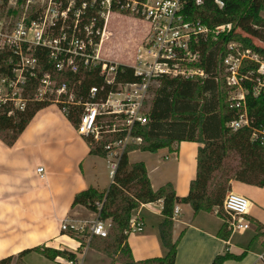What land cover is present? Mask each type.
<instances>
[{"label":"trees","instance_id":"1","mask_svg":"<svg viewBox=\"0 0 264 264\" xmlns=\"http://www.w3.org/2000/svg\"><path fill=\"white\" fill-rule=\"evenodd\" d=\"M22 1V0H19ZM83 0H76L69 11V22L66 31L71 34L74 25V12ZM220 7L215 0H204L203 4H191L190 15L201 19L203 23L214 27L224 23H233V30L222 34L217 41L209 39L200 43L202 60L196 64L206 72L205 78L162 77L154 91L146 124H137L134 135L141 136L139 144H130L122 154L110 186L98 189L90 186L78 192L73 200L72 208L84 206L97 212L100 219H110L112 225L107 237L92 235L89 245L107 255L116 258L123 264H176L178 246L182 234L174 240V209L177 203H188L195 213L213 212L224 219L218 236L228 240L232 231L228 228L226 214L223 210L224 200L232 189L231 181L236 180L250 185L264 187V144L251 139V129L234 130L228 123L236 117L235 109L230 107L228 89L225 79L218 68L228 53L227 44L238 41L246 48H252L264 55V46L256 44L254 38L264 40V0H222ZM99 11V6L88 3L84 21H88ZM31 18L34 17L32 14ZM101 25V24H100ZM96 24L94 27H96ZM58 30L55 31L57 33ZM99 37H94V44ZM95 49V46L89 48ZM40 67L37 76H29L23 85V97L26 99L23 109L16 108L8 101L0 103V139L9 146L14 145L34 115L42 108L52 104L47 100L35 99L40 78L44 72L50 71L58 80L69 83L77 82L76 96L87 99L91 86H103L105 79L99 74L100 65H82L76 73L58 72L54 69L47 48L39 47L35 51ZM11 60V62H10ZM18 57L11 51L0 50V72L6 76L13 75ZM252 66H255L252 64ZM246 67H244L245 69ZM134 68L126 64H118L116 84L138 81ZM248 87L249 85L246 84ZM117 86L107 85L106 89L115 90ZM247 104L254 126L264 123V96L254 97L249 91ZM82 106L69 105L67 118L77 127ZM12 111V113H10ZM118 133L106 134L99 141L92 136L85 137L90 146V154L106 157L105 145L117 140ZM194 141L201 145L197 156V174L190 183L186 196L180 197L172 183H166L153 189L144 161L131 162L129 153L133 150L156 152L162 148L172 149L175 143ZM238 157V167L229 161ZM163 200V220L159 224V234L167 253L162 257H150L143 260L134 258L129 244V229L135 211L144 203ZM102 202L101 209L96 203ZM257 232L253 240L264 236V223L255 220ZM78 238L85 245L88 229L67 232ZM252 240V241H253ZM37 252L56 260L57 256L75 259L76 256L66 250L37 245L20 251L16 256L10 255L0 259V264H26L25 256ZM246 255L235 254L226 249L217 254L211 264H224L230 259L240 260Z\"/></svg>","mask_w":264,"mask_h":264},{"label":"built area","instance_id":"2","mask_svg":"<svg viewBox=\"0 0 264 264\" xmlns=\"http://www.w3.org/2000/svg\"><path fill=\"white\" fill-rule=\"evenodd\" d=\"M75 2L76 0H46L45 9L39 15L30 19L22 18L9 33L0 30V50H10L18 57L12 69L13 75L6 76V79L11 85L20 81L25 84L29 76H37L40 64L35 51L39 47L49 50L50 60L58 72L76 73L82 65H100L99 74L104 77L105 84L101 87L91 86L86 100L76 96L77 82L60 81L50 71L42 74L35 99L56 104L64 114L68 112L69 105L82 106L76 127L81 136H92L99 141L106 134H120L117 140L105 145L106 159L113 179L118 162L127 147L143 141L141 136L134 135V129L137 124L144 125L148 121V100L154 81L165 76L205 78L207 75L204 69L196 65L202 60L200 43L209 39L217 41L222 34L230 33L234 26L229 22L210 27L201 19L192 18L189 7L192 3L203 4L204 0H83L74 12V25L69 34L66 31L69 11ZM89 2L99 6V11L86 22L84 18ZM215 2L220 7L224 6L222 0ZM111 13L131 15L149 22L150 29L144 44L137 50L134 62L130 65L140 78L138 81L116 84L118 63L99 55V45L105 36L107 19ZM96 24L98 26L95 29ZM94 37H99L98 43L94 44ZM92 46L95 49L89 51ZM227 50L218 70L225 79L230 107L236 111V117L228 125L234 130L250 128L251 139L264 144V123L258 127L253 125L246 97L249 91L254 97L264 96V55L244 47L238 41H230ZM107 85H115L117 88L108 91ZM21 98L26 101L23 96ZM14 99L0 98V103L13 101L16 107ZM23 104L20 109L25 107ZM43 171L44 168L40 166L38 173L41 176ZM250 206L251 201L246 195L233 191L226 194L223 210L232 232H244L251 227L247 217ZM96 207L101 209L102 202H97ZM179 211V207L175 206L174 220L178 219ZM94 213L96 218L85 221L82 225L69 218L62 221L61 232L76 242L75 245L61 242L62 247L76 258L57 256L59 263L81 264L80 260L90 246L91 236H108L111 220L100 219L98 213ZM84 229H88L90 234L86 237L85 245L67 233ZM142 229V223L133 218L129 232ZM260 259L264 261V251L260 254Z\"/></svg>","mask_w":264,"mask_h":264},{"label":"crops","instance_id":"3","mask_svg":"<svg viewBox=\"0 0 264 264\" xmlns=\"http://www.w3.org/2000/svg\"><path fill=\"white\" fill-rule=\"evenodd\" d=\"M149 29V22L144 19L111 13L98 49L100 57L130 66ZM154 83L155 91L160 80ZM200 145L182 141L175 143L172 149L162 148L156 152L136 149L129 153V158L131 162H145L153 189L170 182L177 195L183 197L189 193L190 183L197 174ZM40 166L44 168L43 176L38 173ZM111 182L106 157L90 154L85 137L78 134L64 112L56 104L40 109L14 145H6L0 139V259L16 256L37 245L57 249H63L61 242L75 245L76 242L61 232L66 218L80 225L87 221L70 216L77 207L85 208H72L75 195L90 186L106 189ZM231 185L228 192L241 193L250 199L247 217L256 235L255 220L264 223V187L236 180H232ZM176 206L180 211L178 219L174 220V240L182 234L176 264H211L215 256L226 249L237 255L246 250V255L224 264H264L260 259L264 251L261 239L246 246L240 240L235 241V232H232L225 240L218 236L224 219L217 211L195 213L188 203ZM162 209L163 200H158L144 203L135 211L134 218L143 226L141 231L129 233L128 241L136 260L162 257L167 253L159 234V224L164 218ZM31 253L25 256L26 264ZM42 256L53 264L59 263ZM80 263L121 264L91 246Z\"/></svg>","mask_w":264,"mask_h":264},{"label":"rangeland","instance_id":"4","mask_svg":"<svg viewBox=\"0 0 264 264\" xmlns=\"http://www.w3.org/2000/svg\"><path fill=\"white\" fill-rule=\"evenodd\" d=\"M45 4H46V0H22V1L0 0V30L4 33L11 32V30H13V28L16 26V24L20 20H22V18L30 19L31 18L30 16L32 14L35 16V15H39L40 12L44 11ZM262 15L264 17V11L262 12ZM254 41L256 42V44L264 46V40L260 38H254ZM154 84L155 83H153L150 88V97L148 100V104L150 105V107H151V102L154 96V86H155ZM23 85L24 83H21V81L17 84L14 83L13 85H11V82L6 79V75L0 72V98H15L14 102H15L16 107L18 108H20V106L23 103H24L23 105L25 106V103H26V101L21 98V96H23V90H22ZM43 90H48V89L43 88ZM43 90L42 92H44ZM36 92L38 93L39 91L37 90ZM229 161L231 162V164H233L234 167H238V157L237 156H233ZM70 216L74 218L85 219L87 221H91L96 218V214L94 212L92 213V211L88 210L87 208L85 209L82 207H77L71 213ZM254 236H255V231L250 228L244 231L243 233L235 232L234 240L235 241L240 240L244 245L247 246L253 240ZM259 239L262 240V244L264 246V236L259 237L258 240ZM93 249L96 251H99L95 248ZM103 254H105L108 258H111L114 262L121 263L120 261L116 260V258L111 257L107 255L106 253H103ZM26 261H27V264H53L52 262H49L47 259H45L41 254L37 252H33L29 256H27ZM12 264H15V260Z\"/></svg>","mask_w":264,"mask_h":264}]
</instances>
